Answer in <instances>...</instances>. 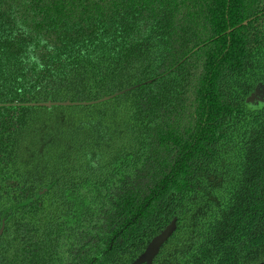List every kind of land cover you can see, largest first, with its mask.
I'll return each instance as SVG.
<instances>
[{"label":"trees","instance_id":"16d2710c","mask_svg":"<svg viewBox=\"0 0 264 264\" xmlns=\"http://www.w3.org/2000/svg\"><path fill=\"white\" fill-rule=\"evenodd\" d=\"M172 221L152 264H264V0H0V264Z\"/></svg>","mask_w":264,"mask_h":264},{"label":"water","instance_id":"95a60500","mask_svg":"<svg viewBox=\"0 0 264 264\" xmlns=\"http://www.w3.org/2000/svg\"><path fill=\"white\" fill-rule=\"evenodd\" d=\"M123 92L114 94L109 97H105L101 100L91 102V103H82V104H95L102 101L109 100L117 95L122 94ZM71 105H79V103H45V104H39L37 106L42 107H51V106H71ZM175 231V221H172L163 231H161L158 235H156L152 240L148 243L145 250L140 254L137 259L132 264H152L154 258L158 255L159 250L161 247L168 241V239L172 236V234ZM2 230L0 231L1 235Z\"/></svg>","mask_w":264,"mask_h":264}]
</instances>
